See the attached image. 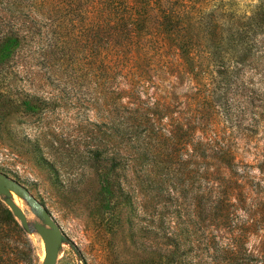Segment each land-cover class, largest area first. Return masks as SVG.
<instances>
[{
  "label": "rangeland",
  "instance_id": "rangeland-1",
  "mask_svg": "<svg viewBox=\"0 0 264 264\" xmlns=\"http://www.w3.org/2000/svg\"><path fill=\"white\" fill-rule=\"evenodd\" d=\"M31 1L0 0V40L20 36L0 52V172L28 192L26 264L42 210L54 264H264V18L203 16L195 62L121 75L77 17Z\"/></svg>",
  "mask_w": 264,
  "mask_h": 264
},
{
  "label": "trees",
  "instance_id": "trees-1",
  "mask_svg": "<svg viewBox=\"0 0 264 264\" xmlns=\"http://www.w3.org/2000/svg\"><path fill=\"white\" fill-rule=\"evenodd\" d=\"M35 7L60 12L58 17L66 18L67 24L77 17L82 32L88 29L90 33L94 53L104 51L108 67L119 68L121 75V69L130 64L165 65L163 52L170 50L195 62L201 52L196 36L201 35L203 16L213 21L214 32V20L225 14L238 16L247 31L256 27L251 16L264 18V0H32L30 8ZM19 44L20 36L9 34L0 40V52ZM124 81L130 84L126 77ZM98 181L109 195V177L99 174ZM27 242V232L0 201V264H26Z\"/></svg>",
  "mask_w": 264,
  "mask_h": 264
},
{
  "label": "water",
  "instance_id": "water-1",
  "mask_svg": "<svg viewBox=\"0 0 264 264\" xmlns=\"http://www.w3.org/2000/svg\"><path fill=\"white\" fill-rule=\"evenodd\" d=\"M25 197L28 192L17 181L0 172V194H4L3 203L12 213L23 229H27V221L20 207L9 197V191ZM41 216L45 225L38 224L35 226L43 245V257L41 264H54L58 248L61 242V233L57 224L51 219L46 211H41Z\"/></svg>",
  "mask_w": 264,
  "mask_h": 264
},
{
  "label": "bare ground",
  "instance_id": "bare-ground-1",
  "mask_svg": "<svg viewBox=\"0 0 264 264\" xmlns=\"http://www.w3.org/2000/svg\"><path fill=\"white\" fill-rule=\"evenodd\" d=\"M9 197L18 205L19 204V202H20V198H19V196L15 193V192H13V191H9Z\"/></svg>",
  "mask_w": 264,
  "mask_h": 264
}]
</instances>
